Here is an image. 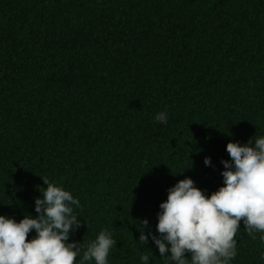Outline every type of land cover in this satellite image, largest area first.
<instances>
[{
  "label": "trees",
  "instance_id": "obj_1",
  "mask_svg": "<svg viewBox=\"0 0 264 264\" xmlns=\"http://www.w3.org/2000/svg\"><path fill=\"white\" fill-rule=\"evenodd\" d=\"M254 135L264 0H0V215H38L44 176L80 199L71 240L107 229L109 264H165L138 222L159 236L167 190L192 177L210 195L227 143ZM244 227L231 264H264Z\"/></svg>",
  "mask_w": 264,
  "mask_h": 264
},
{
  "label": "clouds",
  "instance_id": "obj_2",
  "mask_svg": "<svg viewBox=\"0 0 264 264\" xmlns=\"http://www.w3.org/2000/svg\"><path fill=\"white\" fill-rule=\"evenodd\" d=\"M155 120L167 124L168 115L162 111ZM226 151L230 159L222 160L223 184L216 191L208 195L185 177L167 190L159 205V236L148 230L147 218L138 222L139 243L146 245L151 237L165 264H231L241 222L253 240L260 233L264 241V136L254 135L243 144L230 140ZM204 164L212 165L210 156ZM42 178L46 187L39 188L42 195L35 199L38 215L26 214L19 221L0 215V264H109L117 245L112 233L105 229L91 241L71 240L81 226L75 211L81 208L80 199ZM149 261V255L140 256V264Z\"/></svg>",
  "mask_w": 264,
  "mask_h": 264
}]
</instances>
